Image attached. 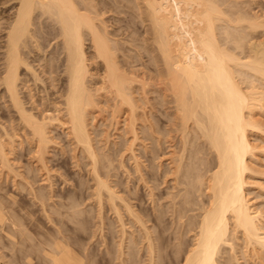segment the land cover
I'll use <instances>...</instances> for the list:
<instances>
[{"label":"bare ground","instance_id":"obj_1","mask_svg":"<svg viewBox=\"0 0 264 264\" xmlns=\"http://www.w3.org/2000/svg\"><path fill=\"white\" fill-rule=\"evenodd\" d=\"M132 1L131 7L136 8L132 14L145 26L139 38L130 35L131 31L138 32L132 21L123 30L107 22L119 4L125 5L122 0H0V97L5 107L0 111V176L12 178L23 188L26 183L33 198L45 205L54 195L50 156L59 144L53 133L59 128L73 146L72 157L77 159L81 153L89 160L93 200L100 208L107 204L119 223L120 233L116 234L120 240L115 251L114 244L110 247L108 264H139L134 259L138 249L132 246L136 230L146 242L147 264H160L169 258L156 242L163 236L165 213H170L174 227L168 238L172 239L171 246L177 241L173 250L178 264L238 262L232 254L233 258L228 256L224 261L222 254L225 246L234 250L239 239L245 243V252H263L264 217L249 198L247 185L251 174L261 173L253 163L257 144L252 134L264 133V123L256 116V111H264V91L254 83L264 82V38L254 42L249 35L251 29L264 27V18L249 17L244 6H238L242 0ZM142 48L149 57L147 63L141 61ZM244 48L248 53L240 56L236 50ZM39 95L49 103H39ZM106 111L111 122L108 127L112 125L121 138L119 142L114 138L110 148L109 131L113 128H106L104 138L99 135L103 139L95 138L93 131L97 118L106 119ZM142 114L147 115V123H143L147 130L140 126L145 120ZM162 115L167 117L166 124ZM144 132L148 137L143 138L152 143V157H160L159 168L163 165L161 157L166 155L164 172L157 175L156 165V173L151 174L157 179L155 185L171 180V187L177 190L170 193L174 194L171 205H161L163 209L155 194L158 204L152 207L154 214L149 210L146 215L142 205L136 209L132 197L117 188L121 178L109 173L116 165L112 163L114 156L110 157L115 154L111 145L122 142L120 148L116 145L120 155L115 154L120 158L115 159L117 164L125 168L129 180L133 171L140 181L145 180L146 169L142 173L144 163L141 165L136 151L137 145L144 143L140 137ZM99 140H104L103 147ZM164 144L169 151L161 153ZM23 148L30 168L45 185L38 191L31 181L34 177L23 173L16 163L24 155ZM126 154L134 170L127 166ZM119 167L115 168L118 172ZM147 181L151 180L144 183ZM151 186L147 188L152 196L156 186ZM4 193L0 194V227L7 224L12 228L16 222L2 202L8 198L5 200L13 208L18 198L9 191ZM125 214L130 228L136 226L129 234L135 252L124 249L129 223ZM148 220H152L153 232L146 224ZM186 234H191V239L183 243ZM7 237L10 243L15 241L13 232ZM49 244L51 249H42L44 262L37 264H86V259L66 242L52 239ZM25 256V264H35ZM1 260L0 264L6 263Z\"/></svg>","mask_w":264,"mask_h":264},{"label":"rangeland","instance_id":"obj_2","mask_svg":"<svg viewBox=\"0 0 264 264\" xmlns=\"http://www.w3.org/2000/svg\"><path fill=\"white\" fill-rule=\"evenodd\" d=\"M109 1L112 2V0H109ZM119 2L121 3V0H119ZM221 2L222 1H220V3ZM242 3H243V5H242ZM109 4L110 3H108V5ZM122 4L123 5L125 4V5L121 6L119 4L120 8L116 7V10L112 11L111 14H109L110 16H107V22L109 21L108 24L111 23L112 26H116V25H118L119 27L121 26L120 29L123 30L124 29L123 26H125V24L127 22L132 21L136 24L135 28L138 29V32L133 31V33H132V31H131L130 35L132 36V34H133V37L139 38L140 32H142L144 30L145 26H144V23H142L137 17H135V15H133V14H136V8L131 7V5H134V2L132 0H124V1L122 0ZM239 4L240 5H238V6H240L241 8H243V6H244L245 12L247 11L246 13H248L249 17H251V18L258 17L259 19L264 18V0H245V1L242 0V2H239ZM111 5H112V3L110 4V6ZM126 5H128V6H126ZM125 6H126V8H125ZM222 6L224 7V5H222ZM127 7H129V8H127ZM225 7H226V5H225ZM226 8H228V7H226ZM234 9H238V8L234 7ZM118 10H120V11L118 12ZM134 20H136L137 23ZM131 29H133V28H131ZM249 38L254 42H259L261 39L264 38V27L261 26V27H258L257 29H253V30L251 29ZM143 50L144 49L142 48L141 53L142 54L144 53V54L143 55L141 54V56H142L141 61L143 59V61L146 62L148 60H145V59H149V57L147 55V52L145 53V51H143ZM236 52L240 56H244L246 53H248V50L245 48L243 50L237 49ZM141 61H139V62L141 63ZM139 62H137V63H139ZM140 63H139V65H140ZM135 64H136V62H135ZM136 65L138 66V64H136ZM147 65L149 66L150 64H147ZM138 67H137V69H138ZM141 67H140V69H141ZM143 67H145L144 68L145 70L148 69L146 66H143ZM144 69H141V70L145 71ZM251 79L255 80L254 78H251ZM256 81H258V80H256ZM256 81L254 83H257L259 88L262 91H264V82H262V81L256 82ZM246 84H248V83L245 82V85ZM39 96L37 98H38V102L40 103L44 98L42 99L41 96H40L41 98H39ZM151 96H153V95H151ZM43 101L46 102L47 100H43ZM46 103H49V102H46ZM3 106H4V99H2L0 97V111L5 109V107H3ZM109 108H111V107H109ZM104 113H105L104 115L106 117L105 120L102 118L100 119V117L95 120L96 125L94 126L95 128L93 129V131L98 132V134H96V132H94L96 134V135L94 134L95 138H96V136H98L100 139H103L104 138L103 136H105V134H108V130H106V128H108L109 130L111 128H113L112 125L109 126L110 128L107 125V124L111 123L109 120L110 115H109L108 111H106ZM146 116H147L146 114H142L141 119L144 118L145 120L144 119L143 120L146 121V118H145ZM256 116H257V118H260V120H262L264 123V111H256ZM107 117H109V118H107ZM162 118H163L162 121L166 124L167 117L165 115H162ZM144 121L142 123H140V124H142V125H140L141 127L142 126L144 127L145 124L147 123V121L146 122H144ZM143 123H145V124L143 125ZM146 127H144L145 130H147ZM144 128H143V130H144ZM103 130H104V132H103ZM114 130H115V128H113L109 131V133L111 132L112 134L110 133L111 134L110 135L111 139L109 140L110 143L108 144V142H107L108 148H110L109 147L110 144H113L114 138L118 142L121 141V138L117 135L118 133L115 134L116 131H114ZM139 131H142V130L139 129ZM105 132H107V133H105ZM113 132H114V134H113ZM53 133L55 136L57 135L56 138H57V141L59 142L58 146L55 147V149H53L51 151V156H50V160H52V162H51L52 164H50V166L52 167L51 170H52V181L54 183V186H53L54 195L50 199L45 200V202H46L45 205H41L39 201H36L33 198V196L29 193L28 187H26V183L25 184L23 183L25 185L23 188V186L20 184H14L12 181V178H8V179L4 178L3 179L0 176V186L3 187V188L0 187V188H2V190L0 191V194L4 195L5 194L4 192L8 193V191H9V192L15 194L18 198V202L15 203V205L13 204V208L8 206L10 203V202H6V200L8 198L7 199L5 198L6 200L3 198L4 201L2 203L5 204V205L4 204L3 205L6 207V211L8 212V214L14 218L16 225L13 226L12 228L8 227L7 224L3 225V227H0V259H2L4 261V263L6 262L5 264H25L23 257L25 255H29L34 260L35 264H37V262L42 263L41 260H43V259H41V258H44V255H43L44 253L42 252L43 247L46 249H51L49 242L52 239H60L64 243L66 242L67 245L69 244L70 247L74 248V250L77 253L82 255L84 257V259H86L85 260L86 264H88V262H89V264H108L107 258L110 254L109 249L112 246V244H114V245H116V246L113 245L114 251H115V249L117 248V245H118L116 243H118L120 240L119 234L118 233H117L118 235L116 234V232H118L120 230L119 223L115 222L116 221L115 215L113 212H111V210L107 204H105V206H103L102 207L103 209H102V208L97 206L98 204L95 203L96 201H94L92 198V194H91V192H92L91 188L92 187L91 186L93 185L94 182L91 180V177L88 174L89 172L87 169H89L88 167H90V166H88L89 160L87 159V157H85V156L83 157V156H81L82 154L79 153V156L77 157L78 160L76 158H73L72 157L73 156V150H72L73 146L69 143L68 137L66 136V134L62 131V129H59V128L55 129ZM101 133H103L104 135ZM141 133L142 132H140V134ZM144 133H146V132H144ZM144 133L142 136H140L141 140H142L144 135L146 137H148V134L147 133L144 134ZM254 133L252 134V137H253L252 140L254 139V141H253V142H255L254 144L255 145L257 144V154L255 155L256 157L254 156L255 159L253 158L254 162L253 161L252 162L257 167L256 168L257 170H258V168L260 169L259 171H261V173L260 172L258 173V171L255 170V171H257V173L256 174L253 173L254 175L251 174L253 176L250 175V179L252 181H250L251 183H249V185H247V187H248V191H249L248 192L249 198L253 201L254 207L255 208L257 207L256 208L257 210L260 209L258 211H260V213H262V216L264 217V133H262V132H254ZM99 135H101L103 138H101V136H99ZM98 137H97V139H98ZM146 137H145V139L143 138L144 139L143 144H145V145L141 144L142 142L140 141L141 143H139L137 145L136 151L139 152V153H137L138 157L139 158L141 157V160H140V162H142L141 165H143V163H144V165H146V166L143 165L144 170H141L142 173L146 172L145 173V180L148 179L154 183L153 184V183H151V181H147L148 184L147 183L146 184L148 186H149V184H150V186L153 185V186H151V188L152 187L154 188L158 182L155 183L157 179L155 180V175H153L154 176V179H153L151 174H153L152 172H154V174L156 173L155 172V171H157L156 165L158 166V164L160 163L159 162L160 157H158L159 159L158 158L155 159L152 157L153 154H151V149H150V146H152V143L150 140L149 141L150 144H149L148 143L149 139H146ZM99 141H98V143H102V144H99V146L102 145V147H103L102 141H104V140H99ZM120 143L122 144V142H120ZM120 143L116 144L119 148H120ZM116 145L115 146L111 145V151H112V147L113 148L115 147V149H114L115 154L120 156L116 151L118 148ZM146 145H149V146H146ZM144 146H146V148L147 147L148 148L145 149ZM164 146H163L164 149H162V147H161L162 150L160 149L161 153H162V151L164 152V150L167 151L169 149V148H166L167 147L166 144H164ZM143 147L146 150V153H145V150H143ZM19 149H18V152H19ZM105 150L107 151L108 149L105 148ZM23 151H24L23 152V154H24L25 153L24 148H23ZM111 151H109V153ZM20 152H22V151L20 150ZM118 152L121 153L122 151L121 152L118 151ZM112 154H113V151H112ZM115 154L110 156V157L113 158V156H114V158L116 159L118 156H116ZM109 155H111V153ZM165 157H166V155H164L163 158L161 157V159H162L161 161H163V165L160 168L158 166V168L160 169V170L158 169V171L160 173H158V171H157V175L162 174L164 172L163 169H165V166L167 165L166 164L167 161L165 160ZM127 158L129 159V156L126 154L124 160H125L127 166L130 167L131 170H134L133 161L131 159L128 161ZM20 159H19L20 161L18 160V162H16V163L19 164L21 171L23 173L26 174V172H27L29 176L34 177V180L32 179L31 181H32V183L34 182L33 184L35 186L36 191H38L39 187L45 186L44 184H42L43 182L41 180L40 175H38L37 172H35L34 170H32V168H30L31 166L29 165V159H28L27 155L24 154ZM115 159H113L114 161L112 163L114 165L116 164L115 165L116 167L111 166V168H109V171L111 170L109 173L112 176L117 175L116 176L117 178L118 177L121 178L120 180H118L115 177V179H117V183H118V181H119V183L121 182L120 183L121 185L118 183V186L120 185V187L117 186V188L118 189L120 188V190L124 191L125 193L127 192L128 193L127 195H130L132 197V198H130V196H128L127 199L130 198L132 201L131 203L133 205L136 204L135 205L136 209H137V207L138 208L142 207L143 208L142 210L145 213V215L149 210H150L149 211L150 213L151 212L153 213L154 211H152V210H153L155 204H158V201H156V200L157 199L159 200V198H160V200H159L160 201V203H159L160 207L168 206L170 201H172L173 195H174V194H172V196H171L170 193H174V192L176 193L177 192L176 188L171 187V186H173L171 180L165 184L160 183L161 185L158 186L159 189L156 186V189L152 190V193L154 195L152 194V196H151L150 190H148V188H147L148 186L144 183L145 180H143V181L141 180L142 181L141 182L140 178L138 176V173H136L135 171H133V172H135V174H132L133 172H129L130 175H132V176H130L131 180H129L130 178L128 179V177H127L128 174L124 171L125 168H120L119 164H117V163H119V161H117V160H120V158H117V160H115ZM151 159L152 160L155 159V160L150 161ZM131 161H132V163H131ZM21 163H22V165H21ZM150 163L151 164L154 163L155 165L153 164V166L151 167ZM78 164H80V165H78ZM114 167L115 168L119 167L118 168L119 172ZM140 168L142 169V166ZM104 169L106 170V168H104ZM145 169H146V171H145ZM143 171H145V172H143ZM114 172H115V174H113ZM137 179H138V182H137ZM78 181L80 183L83 182V184L78 183ZM127 181H128V183H127ZM18 183H19V181H18ZM144 185H146V186H144ZM125 193H123V194L125 195ZM155 194H157V196H155ZM158 195L161 197H159ZM154 196H155V198H157L156 200H154L155 199V198H153ZM125 197H126V195H125ZM1 199H2V197H1ZM140 199H142V200H140ZM155 201L157 203H154ZM6 204H7V206H6ZM74 204H76V205H74ZM152 204H153V206H152ZM138 205H142V206L139 207ZM170 205L171 204H169V206ZM144 207H145V209H144ZM77 209H79L80 211ZM162 209H163V207H162ZM144 210H146V212ZM98 211H99V213H98ZM150 213H149V215H152ZM125 217H127L126 220L129 222L128 216L126 215ZM144 218H146V216ZM101 219H102V221H101ZM162 219H163L162 224H163L164 230L162 229L161 236L162 235L163 236L161 237V239L159 241H156V242L157 243L160 242L159 244H161V247L163 246L162 251L163 252L165 251V254H169L170 256H169V258L161 260L160 264H168V263L178 264L177 258H175V254H176L175 253V250H176L175 247H177V241L175 240L176 241L175 246H171L172 239L169 237L170 238V241H169V238H168V236L169 235L171 236L173 233V230L171 231L170 229H174V227L171 228L172 224L170 223L171 222L170 213H165L163 215ZM127 221H126V223H127ZM112 224H114L115 226ZM129 224L131 225L130 222L126 225V227L128 226L127 227L128 229L126 228L128 231L127 232L128 238H126L127 242L125 241V243H124V246H125L124 249L126 248L125 249L126 252H129V251L132 252V249H133L132 246L136 247L135 249L136 250L138 249V251L136 253V254H138V255H136V257L138 259L137 258H134V259H136V262L138 261L139 264H147L148 260L146 259L147 257L145 256V254H146L145 239H144V241H143V239H141V237H142L141 233L139 235V231L136 230V226H133L130 228ZM146 224L149 225V227H150V225H152V220H150V221L148 220V222H146ZM169 225H170V227H169ZM109 226H111L110 227L111 229L109 228ZM167 226H168V228L166 229ZM151 229L152 228L150 227V231H151ZM134 230H136V232ZM131 231L135 232V233L133 232V236H134L133 240L136 239L133 242L132 246H131L132 242L129 241V239H130L129 234ZM10 232H13V234H14L13 238L15 241H13V243H10L9 238L7 237V235L10 234ZM151 232H153V230ZM119 233H120V231H119ZM153 234L154 233H152V235ZM184 237H185V239L184 238L182 239L183 243H185V241L188 242L191 239V234H186V236H184ZM48 239H50V240H48ZM239 241L235 242L236 244L234 246V250H230L229 246H225L226 247L225 249L227 251L224 249L225 250L224 252L225 253L227 252V253L225 256V253L223 252V254H222L223 259L222 260L225 261L226 257H228V256L230 257L232 254V256H234V259H235V257H237V260H238V262L236 261V259H235V261L232 260V262H234L233 264H238V263L239 264H241V263L242 264H254L255 262H256L255 264H264V261H263L264 260V256H263L264 251L263 252L261 251V253H257V254L253 253L256 256L255 257V256H253L252 252H248V251L245 252L244 250H246V247L244 245L245 244L244 241H242L240 239H239ZM168 242H169V244H168ZM165 244H167V245H165ZM242 245H244V246H242ZM39 246H41V247H39ZM129 246H131V247H129ZM165 246H167L166 249H165ZM182 246H185V245H182ZM244 247H245V249H244ZM135 249H133L134 252H135ZM173 249H175V250H173ZM171 252H173V253H171ZM244 252L246 255L244 254ZM259 254H261V255L263 254L262 255L263 258L262 257L260 258L261 255H259ZM244 255H245V257H244ZM257 255H259V256H257ZM127 256L129 257V254H127L126 257ZM174 259H175V261H174ZM249 259H250V262H249ZM43 262H44V260H43ZM116 262H118V261L116 260Z\"/></svg>","mask_w":264,"mask_h":264}]
</instances>
